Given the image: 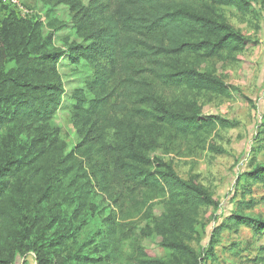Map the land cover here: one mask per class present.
I'll return each instance as SVG.
<instances>
[{
  "label": "trees",
  "instance_id": "16d2710c",
  "mask_svg": "<svg viewBox=\"0 0 264 264\" xmlns=\"http://www.w3.org/2000/svg\"><path fill=\"white\" fill-rule=\"evenodd\" d=\"M42 1L48 6L53 0ZM245 1L59 0L58 3L76 13L74 28L82 41L69 54L49 51L51 36H41L37 19L5 16L0 19L5 55L0 70V134L10 125L28 129L47 127L64 96L55 67L60 55L66 53L68 60L76 65L87 63L92 74L86 78L84 88L74 92L73 98L77 102L75 116L87 129L84 142L90 145L86 152H81L89 184L104 194L122 215L128 204L138 210L151 201L149 195L161 198L169 211L162 213L155 224L157 234L164 239L161 245L187 256L189 248L184 237L188 234L184 229L191 228L189 221L202 208L215 205L214 198L206 188L194 180L181 179L172 166L158 159L154 160L156 171L146 170L150 161L140 152L142 134L149 122L172 127L177 133H194L212 125L211 120L200 118L197 105L188 114L168 110L165 93L169 88L181 87L223 93L225 84L220 79L211 74L180 71L183 68L180 60L187 55L213 59L223 52L242 51L248 44L244 37L200 13L210 6L235 8L242 13L249 9ZM179 5L186 8L180 9ZM9 60L14 62L13 67L8 68ZM108 129L121 138L118 144L106 143ZM4 159L0 160V206L5 208L13 205L9 192H17L13 181L27 171L32 161L11 155ZM252 178L254 182H264V170H258ZM51 190L50 186L46 188L35 205L48 203ZM86 201V197L82 199L81 209L86 207ZM243 203L251 209L261 202L251 199ZM118 213L110 215L86 241L87 249L92 251L90 258L78 254L75 234L67 233L53 239L42 236L39 249L34 244L39 264H52L57 257L62 259L60 264L95 263L101 259L96 256L99 254H105L112 264H121ZM42 221L43 218H35L32 224L25 216L21 222L11 211L0 216L3 227L0 264H15V253H21L20 249L16 250L17 242L12 243L19 226L24 225L26 235L36 231ZM45 246L53 250V260L42 251ZM140 251L139 264H173L150 257L143 249Z\"/></svg>",
  "mask_w": 264,
  "mask_h": 264
},
{
  "label": "rangeland",
  "instance_id": "374dc122",
  "mask_svg": "<svg viewBox=\"0 0 264 264\" xmlns=\"http://www.w3.org/2000/svg\"><path fill=\"white\" fill-rule=\"evenodd\" d=\"M19 1L27 14L9 3H0V19L7 15L37 19L41 36H51L49 51L68 53L82 43L74 28L76 13L70 7L59 0L48 6L42 0ZM246 1L249 9L242 13L220 6L204 8L200 13L244 37L248 44L242 51L223 52L213 59L187 55L180 60V71H196L220 79L225 84L223 93L181 87L169 88L163 98L167 109L174 112L188 114L197 105L200 118L211 120L212 125L194 133H177L172 127L149 122L142 134L140 152L150 161L146 170L156 171L154 160L158 159L172 166L181 179L194 180L206 188L214 198L215 205L202 208L189 221L191 228L184 229L188 234L184 237L188 255L161 245L164 239L157 234L155 224L162 213L169 214L161 198L149 195L151 201L138 210L128 204L122 215L89 184L81 152L90 145L84 142L87 129L75 116L77 102L73 96L84 88L92 72L87 63L76 65L65 53L55 64L64 96L54 119L45 128L10 125L0 134V160L11 155L32 161L27 171L13 181L17 190L9 192L13 205L0 206V216L11 211L21 222L28 216L32 224L35 218H43L36 231L25 235L24 225L15 231L12 243L17 242L16 250H21L15 251V264H39L34 244L39 249L42 236L53 239L67 233L75 234L78 254L90 258L92 251L87 249L86 241L110 215L117 213L121 264H139L141 249L150 257L173 264H264V182H254L252 178L258 170H264V0ZM3 50L0 38V70L5 59ZM7 65L13 67L14 62L9 60ZM85 94L91 98L87 91ZM105 141L116 145L121 138L108 129ZM49 186L52 197L48 203L36 206ZM85 197L86 207L81 209ZM251 199L261 203L247 209L243 202ZM233 217L236 220H231ZM42 251L52 258V249L45 246ZM96 256L101 259L86 264H112L105 254ZM61 260L57 257L52 264H60Z\"/></svg>",
  "mask_w": 264,
  "mask_h": 264
},
{
  "label": "built area",
  "instance_id": "2783aa9c",
  "mask_svg": "<svg viewBox=\"0 0 264 264\" xmlns=\"http://www.w3.org/2000/svg\"><path fill=\"white\" fill-rule=\"evenodd\" d=\"M0 3H9L10 5L16 6L23 12L24 15L28 13V10L23 8V5L19 0H0Z\"/></svg>",
  "mask_w": 264,
  "mask_h": 264
}]
</instances>
